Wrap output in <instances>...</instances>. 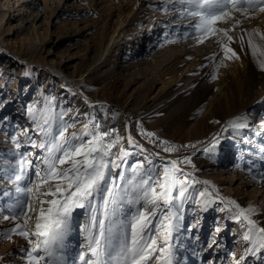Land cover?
I'll use <instances>...</instances> for the list:
<instances>
[{
	"label": "rangeland",
	"instance_id": "obj_1",
	"mask_svg": "<svg viewBox=\"0 0 264 264\" xmlns=\"http://www.w3.org/2000/svg\"><path fill=\"white\" fill-rule=\"evenodd\" d=\"M5 1L0 0V264H35L28 254L37 238L18 233L35 231L40 208L50 206L39 201L61 199V193L44 194L55 192L57 181L40 182L49 157L40 145L50 146L65 128L66 136L75 133L83 142L109 133L102 143H114L106 159L118 165L110 166L108 184L119 186L116 202L106 191L90 198L97 218L112 228L113 256L121 241L131 246L133 218L144 212L151 223L141 235L149 244L155 238L157 247L144 264H163L169 252L171 264H264L258 232L249 233L247 222L226 207L229 200L252 207L256 227L264 228V69L256 66L259 52L253 56L248 43L252 34L253 44L264 46V21L233 34L238 16L263 19L264 12H234V19L215 25L227 35H213L190 27L198 18L182 15L178 0H35L36 9L34 0H26L16 20L6 18ZM41 14L45 24L36 29L34 17ZM17 20L22 27L16 28ZM9 23L14 32L8 34ZM229 48L238 59L225 54ZM225 65L231 70L219 87L218 71ZM247 65L261 72L248 79ZM49 126L52 133L41 131ZM22 157L30 162L27 176L16 181ZM173 161L179 169L174 177L187 189L183 197L177 183L176 199L159 202L155 215L151 203L128 202L141 194L133 193V183L150 176L156 187L166 169L172 172ZM17 186L32 191L17 192ZM205 189L211 195L201 196ZM20 201L25 203L18 206ZM169 213L172 228L165 241ZM92 214L91 207L75 208L64 247L51 257L42 248L32 253L45 256L39 264H83L81 252L94 260L86 248L89 231L98 235ZM26 220V228L10 231Z\"/></svg>",
	"mask_w": 264,
	"mask_h": 264
},
{
	"label": "snow or ice",
	"instance_id": "obj_2",
	"mask_svg": "<svg viewBox=\"0 0 264 264\" xmlns=\"http://www.w3.org/2000/svg\"><path fill=\"white\" fill-rule=\"evenodd\" d=\"M179 4L184 6L182 10V15L198 18L194 24H190V27H194L197 32L211 33L215 35L217 32L227 35L225 29H218L215 27L217 22L227 21L229 19H234L233 13L239 12L245 17H247L251 11L258 10L259 12H264V0H178ZM239 20H235V24H239ZM235 27V25H233ZM254 34L259 35V30H254ZM252 34H249V46L252 48L253 56L258 53V46L253 44L251 39ZM229 40L232 38L229 36ZM243 40V38H241ZM261 39H264V35H261ZM202 42V41H201ZM230 52L231 56L229 58L235 57L236 53L232 49H227V53ZM259 55L264 56V50H259ZM261 69H264V62L260 63ZM215 79V77H213ZM47 123V121H45ZM235 126V125H234ZM87 127V126H85ZM41 131L46 133H52V128L49 126L47 129L41 127ZM67 129L59 131L58 136L53 135L52 143L50 146L46 144H41V148L47 147L49 157L45 158L44 163L47 165L43 176H41V184H46L49 180H56L55 192L49 189V192L44 193L45 195H53L56 193H61V199H52L49 201H39L41 205L44 203L50 206L47 209L43 207L40 208L39 215L36 217L35 231H20L18 234L22 236H29L30 234L37 238V242L29 252V259L35 261V264H39L41 260L45 259V256L33 255L32 253L38 252L41 248L46 256L51 257L53 255V250L57 248L64 247V241L67 238L69 232L71 231V217L72 212L75 208H92L91 224L93 227H98V235H93L91 231L88 233V244L86 245L87 252H90L95 259H86V253L81 252L79 254L80 261L83 264H144L145 261L149 259L152 252L157 251L156 239L151 238V243L143 240L141 235L143 230L147 228L151 221L146 219V214L140 212L137 217H134V223H132V243L131 246L126 245L123 241L119 244V251L116 255H112V228L105 226L104 219H98L95 215L96 208L91 203V199L94 197L95 193L106 191L108 196L112 198V202H116V196L119 191V186L112 181V187H108L109 184V168L118 167L115 161H109L106 159L110 155V149L114 146V143H109L106 146L103 145V137L108 136L109 133H103L101 135H93L91 140L83 142L82 138H78L75 133L70 137L66 136ZM87 135V133H85ZM148 136L154 135L153 133H147ZM79 140L77 143L75 141ZM131 142V137H129ZM19 147V144H17ZM173 150L171 148H166L165 151ZM60 155H57V154ZM128 153L122 150V156H126ZM190 162V161H189ZM30 163L25 158H21L20 173L15 176L16 181L23 180L27 173L25 171V165ZM68 164L67 168H58L57 165ZM179 169L175 167V161H173V169L170 173L167 169L163 179V183L155 182L156 187H153L152 177L147 179H141L139 183H133V193L139 191L141 194L136 197L135 200L130 199L128 202L138 203L143 200L147 203H151L154 208L151 212L155 215V208L159 207V202L164 204H170L172 200L176 197L172 196L173 188L177 183L181 185L179 189V196L183 197L186 192V187L184 181H177L174 174L178 172ZM37 175L40 172L37 171ZM63 182V183H61ZM132 183V182H130ZM203 183H209L204 181ZM40 185H37V191H39ZM157 187L159 191H157ZM17 192L26 193L31 192V188H23L17 186ZM127 191V189H124ZM67 193V195H63ZM211 195L207 193V189L201 192L200 195ZM108 200L105 199L104 207L107 208ZM25 203L20 201L18 206ZM234 206L237 210L234 213V218L247 222L248 232L251 233L254 230L259 234L260 247L264 248V228H257L256 222L250 219V213L254 211L252 207L247 209L242 208L234 200H229L226 207ZM8 219V217H4ZM15 218V217H14ZM29 219H31L29 217ZM164 220L168 221L167 224H163V227L167 230L164 235L165 241H167L170 235V230L172 228L171 224V213L164 217ZM28 226L27 220L24 225L17 224L14 229L10 231L15 232L17 229L26 228ZM243 226V225H242ZM159 227V226H158ZM10 238V237H9ZM245 240L250 239L249 235L244 236ZM143 241V242H142ZM151 250V251H149ZM159 251L164 253V249L160 248ZM168 257L164 260L163 264H171L170 252L165 253ZM106 257V259H105ZM160 259V257H157ZM243 259V257H241ZM48 264H52L49 260ZM239 264V261L236 262Z\"/></svg>",
	"mask_w": 264,
	"mask_h": 264
},
{
	"label": "bare ground",
	"instance_id": "obj_3",
	"mask_svg": "<svg viewBox=\"0 0 264 264\" xmlns=\"http://www.w3.org/2000/svg\"><path fill=\"white\" fill-rule=\"evenodd\" d=\"M20 1V2H19ZM26 0H13V1H11V0H9V1H5V9L8 11V14L6 15V18L8 19V20H16L17 18H16V16L18 15V11L20 10V9H22L25 5H24V2H25ZM111 1V3L112 4H118V1L119 0H110ZM14 4H16L15 5V7H14ZM119 4H120V2H119ZM31 5H34L33 6V9H36V8H38L37 6H38V3L37 2H35V0L34 1H32V3H31ZM32 8V7H31ZM23 13V12H22ZM10 14H11V16H10ZM27 20V19H26ZM34 20L36 21L35 22V24H34V26H35V28L36 29H40V27L41 26H43L44 24H45V21L43 20V18H42V14L41 15H39V16H35L34 17ZM236 20H239L240 21V23L239 24H233V25H235V27H233V34H235V32H243L244 30H245V28L246 27H248V26H250V25H259V24H262V22L264 21V18L263 19H260V17H253L252 19H250V20H248V19H245V20H243L242 21V18H241V16H238L237 17V19ZM1 21V20H0ZM18 21V20H17ZM27 23V22H26ZM20 27H22V25H21V23H20V21H18L17 23H16V28H20ZM12 28H13V26L9 23V26H8V29H6V30H8V34L10 33V32H14V30H12ZM140 37H142V36H140ZM134 38H139V37H133V39ZM263 44H264V42H263ZM264 50V46H258V52H259V50ZM182 51H185V50H182ZM187 52V51H186ZM186 52H181L182 54L183 53H186ZM51 60V59H50ZM262 62H264V56H259V61L258 62H256V66L259 68V69H261V67H260V63H262ZM26 64V63H25ZM254 68V65H251V66H248L247 65V67H245L244 68V72H243V74H245L246 75V78H248V79H250V78H253V75L254 74H259L261 71H256L255 73H253V71H252V69ZM25 69L27 70V71H31L32 69H31V65L30 64H28V65H25ZM228 69H230V67L228 66V65H225V66H222L221 68H220V70L218 71L219 72V74H218V82H217V85H219V87H223L224 86V84H225V81H223V79H222V77H223V75L225 74V72L228 70ZM231 70V69H230ZM63 76V75H62ZM62 79V78H61ZM60 79V80H61ZM75 82V81H74ZM84 94V93H83ZM239 117L240 118H245L246 117V114H241V115H239ZM228 152L229 150H228V147H226V150H225V152ZM217 201H220V200H217ZM226 203V202H225ZM224 203V204H225ZM227 204V203H226ZM231 208V210L235 213L237 210L234 208V206H232V207H230ZM234 209V210H233ZM250 215V219H252V220H254V218L251 216V214H249Z\"/></svg>",
	"mask_w": 264,
	"mask_h": 264
},
{
	"label": "trees",
	"instance_id": "obj_4",
	"mask_svg": "<svg viewBox=\"0 0 264 264\" xmlns=\"http://www.w3.org/2000/svg\"><path fill=\"white\" fill-rule=\"evenodd\" d=\"M110 122V119H103L101 120L100 119V122L104 123V122ZM160 146H163V147H169V146H173V147H176V148H182L181 145L179 144H176V143H169V142H158Z\"/></svg>",
	"mask_w": 264,
	"mask_h": 264
}]
</instances>
